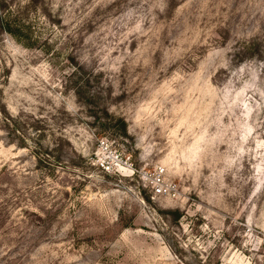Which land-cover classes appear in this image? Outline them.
<instances>
[{
  "label": "rangeland",
  "instance_id": "rangeland-1",
  "mask_svg": "<svg viewBox=\"0 0 264 264\" xmlns=\"http://www.w3.org/2000/svg\"><path fill=\"white\" fill-rule=\"evenodd\" d=\"M0 264H264V0H0Z\"/></svg>",
  "mask_w": 264,
  "mask_h": 264
},
{
  "label": "built area",
  "instance_id": "built-area-1",
  "mask_svg": "<svg viewBox=\"0 0 264 264\" xmlns=\"http://www.w3.org/2000/svg\"><path fill=\"white\" fill-rule=\"evenodd\" d=\"M142 178L149 186L152 195L171 199L178 196L177 182L165 178V169L162 166H157L152 171H144Z\"/></svg>",
  "mask_w": 264,
  "mask_h": 264
}]
</instances>
